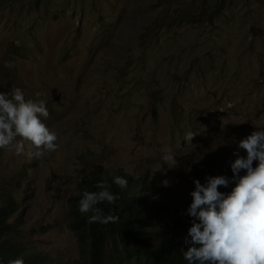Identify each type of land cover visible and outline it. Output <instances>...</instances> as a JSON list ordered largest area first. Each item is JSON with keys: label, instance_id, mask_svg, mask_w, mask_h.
<instances>
[{"label": "rangeland", "instance_id": "rangeland-1", "mask_svg": "<svg viewBox=\"0 0 264 264\" xmlns=\"http://www.w3.org/2000/svg\"><path fill=\"white\" fill-rule=\"evenodd\" d=\"M167 1L0 0V92L43 102L58 145L38 159L29 141L23 155L0 148V205L16 200L17 241L49 264L103 255L143 264L126 257L134 236L157 251L160 222L120 223L125 202L142 194L138 182L113 213L121 220L91 222L83 243L72 204L85 172L122 169L176 203L194 190L185 177L205 155L224 157L264 131V0H187L195 14L182 21L168 17ZM165 149L177 167L164 164Z\"/></svg>", "mask_w": 264, "mask_h": 264}, {"label": "clouds", "instance_id": "clouds-1", "mask_svg": "<svg viewBox=\"0 0 264 264\" xmlns=\"http://www.w3.org/2000/svg\"><path fill=\"white\" fill-rule=\"evenodd\" d=\"M5 67L11 68L13 65L11 62H6ZM48 116L49 112L46 105L43 102L38 104L31 100L26 101L21 89L14 88L10 92H0V148L11 146L16 155H23L25 149L23 141H29L37 149L30 155V158L37 159L47 152L55 151L58 147L56 144L57 136L50 132L41 121V117L46 119ZM196 134L193 130H189L185 133L184 140L192 144L191 141ZM17 137H21L22 140L16 141ZM14 141H16L15 144ZM240 149L246 150V156L239 154ZM164 151L165 154L162 156L164 164L170 165L169 168L177 167L178 161L171 149ZM235 151L236 158L230 165L233 173L231 181H234V187L230 192L218 190L220 187L227 188L230 183V179L224 175L207 176L203 184L199 179L193 181L195 187L190 193L192 202L187 209V214L192 218V223L188 228L187 236L184 238L188 247L186 250L181 249L183 258L188 264H264V131H253L250 135L240 139ZM254 161H258L255 167L253 166ZM198 165L196 166L198 167ZM241 170H244L245 174L240 175ZM120 171L123 170L120 169L106 176L116 175ZM139 180L142 179L134 178V183ZM81 181L79 182V189ZM113 183L120 191L131 189L125 194H129L133 189V183L127 187V179L121 176L114 177ZM138 183L144 187L147 186L146 182L145 184L143 182ZM96 188L98 191L84 192L83 196L80 190V198L81 196L82 198H79L78 201L79 210L76 208L77 202L72 204V208L76 209V226L82 225L83 227L81 229L82 239L84 234L88 232L86 227L90 225L85 227L83 223L79 222L81 214L91 212L90 223L107 224L121 220L118 214L113 215V213L120 208L119 202L125 194L117 202L118 207H111L114 208L113 211L106 212L96 205L103 202L115 204L119 197L109 190V186L105 182L97 183ZM136 196H132V198ZM8 200L13 201L16 208L10 223L11 234L17 241L14 215L19 208L16 200L10 194L5 196L1 205L7 203ZM122 208L126 210L125 220H129L130 217L126 219L127 215H130L127 207ZM100 209L106 216L100 214ZM132 219L138 223V226H141V222L136 218H131L127 224H132ZM122 226H126L128 230L126 224ZM87 238L88 235L85 240ZM115 244L117 245V243ZM13 264H23V262L16 260Z\"/></svg>", "mask_w": 264, "mask_h": 264}, {"label": "trees", "instance_id": "trees-1", "mask_svg": "<svg viewBox=\"0 0 264 264\" xmlns=\"http://www.w3.org/2000/svg\"><path fill=\"white\" fill-rule=\"evenodd\" d=\"M6 1L11 3L13 0ZM182 3L185 5L183 9ZM194 7L195 4L187 2V0H169L166 5V13L168 17L176 16L182 21V15L189 18L195 14ZM234 152L224 157H219L211 153L207 154L198 167L196 166L193 172L188 177H185V182L194 184V179H199L203 184L207 176L224 175L230 179V183L227 188L220 187L218 190L226 193L230 192L234 187V181H231L233 173L230 167L231 162L236 158ZM239 154L246 156V150L240 149ZM257 163L258 161H254L253 166L255 167ZM243 174H245V171L241 170L240 175ZM116 176L126 178L128 181L127 187L134 183L133 176L123 171L109 177L97 171L87 172L80 183L82 196L84 192L98 191L96 188L97 183L105 182L109 186V190L114 195H118L119 198L115 204L103 202L96 206H100L106 212L113 211L114 208L118 207L117 202L119 199L126 191L131 190L127 189L125 191H120L113 183V178ZM138 182H143L145 184L144 180H139ZM167 196L168 192L161 187V184H157L151 189L145 185L142 196L131 198L128 203H125L128 213L130 214L129 216L127 215L126 219H128V217L130 218L129 220L121 222L122 225L130 222L131 218H136L141 222V226L151 221H157L158 223L160 222L161 228L157 235L159 237L157 251H154L152 245L143 237H132L126 249V257L130 258V260L134 256H137L143 264H188L183 258L181 249L186 250L188 247L184 242V238L187 236L188 228L192 223V218L187 214V209L192 202V197L188 195L183 201L181 200L173 203ZM76 208L79 210V202H77ZM15 210L14 202L11 200H8L7 203L0 206V264H13L16 260H21L23 264H48L44 256L37 252L25 250L22 245L13 238L10 219ZM76 214L78 216V212ZM90 216H92L91 212L81 214L79 222L83 223L85 227L89 226ZM87 235L88 232L84 234L83 241ZM100 263L106 264L105 256H102Z\"/></svg>", "mask_w": 264, "mask_h": 264}, {"label": "water", "instance_id": "water-1", "mask_svg": "<svg viewBox=\"0 0 264 264\" xmlns=\"http://www.w3.org/2000/svg\"><path fill=\"white\" fill-rule=\"evenodd\" d=\"M60 97V94L59 93H56V98H59Z\"/></svg>", "mask_w": 264, "mask_h": 264}]
</instances>
